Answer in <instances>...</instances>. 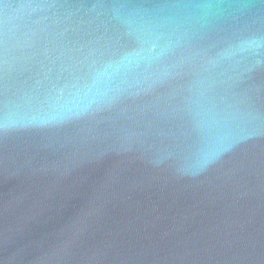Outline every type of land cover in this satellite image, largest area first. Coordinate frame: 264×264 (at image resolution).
I'll return each instance as SVG.
<instances>
[{"label": "water", "instance_id": "water-1", "mask_svg": "<svg viewBox=\"0 0 264 264\" xmlns=\"http://www.w3.org/2000/svg\"><path fill=\"white\" fill-rule=\"evenodd\" d=\"M0 264H264V0H0Z\"/></svg>", "mask_w": 264, "mask_h": 264}]
</instances>
